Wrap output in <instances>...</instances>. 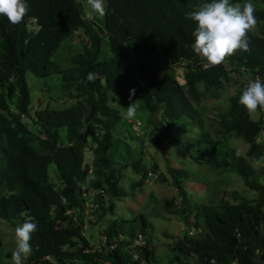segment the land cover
I'll return each mask as SVG.
<instances>
[{
	"label": "trees",
	"instance_id": "trees-1",
	"mask_svg": "<svg viewBox=\"0 0 264 264\" xmlns=\"http://www.w3.org/2000/svg\"><path fill=\"white\" fill-rule=\"evenodd\" d=\"M206 2L210 0H106L100 25L84 16L78 0H27L28 14L18 25L0 15V218L14 228L23 223L24 211L35 218L38 230L24 264L158 262L143 215L111 217L101 232L90 235L98 243L92 245L84 228L86 222L95 223L85 212L98 221L113 214L115 200L128 193L119 186L123 165L114 169L119 143L113 128L120 121L116 98L137 102L138 109L149 112L151 142L162 149L167 131L179 119L203 128L194 103L206 90L216 95L229 68L244 73L248 82L257 77L264 81V36L253 31L247 34L251 51L238 49L222 65L208 67L193 52L195 23L185 13ZM254 15L258 23L264 22V6ZM79 29L88 41L78 35L80 50L67 56L68 67L62 69L52 56L64 40L76 38ZM103 37L109 43L107 58H99ZM129 48L165 56L172 64L182 62L181 78L160 76L146 62L138 65L136 74L128 62ZM28 71L38 77L60 74L62 87L75 93V103L31 113ZM88 73L95 74L93 81H88ZM246 84L228 97L225 110L217 115V133L235 132L249 145L246 156L202 131L192 158L235 172L256 197L193 203L183 181L187 172L168 167L179 201L168 200L164 208L186 227L171 245L175 254L169 264H264V184L252 165L254 157L264 155V113L253 119L240 105ZM50 164L55 165L52 171ZM146 173L131 185V192L142 186ZM155 179L167 180L160 172ZM192 213L201 217L200 223L189 224Z\"/></svg>",
	"mask_w": 264,
	"mask_h": 264
},
{
	"label": "rangeland",
	"instance_id": "rangeland-1",
	"mask_svg": "<svg viewBox=\"0 0 264 264\" xmlns=\"http://www.w3.org/2000/svg\"><path fill=\"white\" fill-rule=\"evenodd\" d=\"M82 4V11L87 17L90 6L87 0H78ZM256 8L264 6V0H251ZM237 4V3H236ZM103 17H97L92 20L94 24L100 25ZM94 28L97 29V27ZM253 32L264 36V22L257 23ZM84 30L79 29L76 38L72 41L64 40L60 47L54 52L52 59L60 68L68 67L67 56L80 50V38L83 35V41L88 39L83 34ZM102 35V34H100ZM78 37V38H77ZM101 52L99 58H107L110 55L108 38H102ZM133 41L129 46L133 45ZM129 65L137 74L139 64L146 62L162 76L165 73H171L177 78H181L183 63L172 64L165 56H156L145 51L135 52L132 48L128 51ZM25 79L30 97V112L36 109L53 108L62 109L75 103V93L70 89L63 88L60 81V74H51L46 77L35 76L31 72H26ZM248 82L246 75L229 68L227 77L223 78V85L216 95L205 91L204 96L197 103H194L198 111L203 116V128L190 124L188 119L181 118L177 124L171 127L167 133V139L163 142L162 149L153 146L151 138L154 132L153 125L148 121L149 112L145 109H138L136 115L128 118L126 115L129 103L116 98L114 106L120 114L119 123L113 128V135L119 143L115 152L117 153L114 166L122 168L118 173L119 186L126 190V196L115 200V210L113 214L106 215L98 221H94L95 216H90L89 210L85 215L89 221L84 228L85 235L89 238L92 245H98L90 235L101 232L110 218L132 219L138 215H143L152 247L157 259L156 264H169V259L175 254L171 250L173 241L183 233L186 228L184 223L175 216L168 214L164 208V203L173 200L178 203V194L171 183L168 173V167L182 169L188 176L183 180L185 189L194 203H206L208 201L217 202L226 200L237 202L241 197L253 199L256 192L248 189L240 176L233 171L213 169L205 163L195 161L192 156L197 153L195 139L203 131L209 138L222 141L223 144L231 146L246 156L248 143H246L235 132L220 135L217 133L218 113L225 110L228 97L240 90ZM199 90L204 91L203 86L199 85ZM256 119L254 115H250ZM258 140H263V135L258 136ZM91 157L90 152H86V159ZM264 157V155L260 156ZM136 165V168L132 164ZM255 168L257 179L264 184V161L259 166L252 163ZM154 168L152 170V168ZM55 165L50 164L49 170H54ZM157 169V171H156ZM148 173L145 182L141 187L131 192V185L138 181L144 174ZM164 174L167 179L164 182L156 181L158 173ZM53 179V177H52ZM56 180V179H55ZM54 180V181H55ZM132 193V194H131ZM201 217L192 213L189 217V224L200 223ZM190 231L194 228L188 227ZM15 228L6 220L0 218V264H12L11 255L15 250ZM177 264V263H173Z\"/></svg>",
	"mask_w": 264,
	"mask_h": 264
},
{
	"label": "clouds",
	"instance_id": "clouds-1",
	"mask_svg": "<svg viewBox=\"0 0 264 264\" xmlns=\"http://www.w3.org/2000/svg\"><path fill=\"white\" fill-rule=\"evenodd\" d=\"M87 4L90 6L86 17L89 21L106 15V0H87ZM28 11L27 0H0V15L13 25L23 23ZM255 11L256 7L251 0L243 4H233L231 0H210L186 12L185 18L195 23V39L191 45L193 52L206 62V66L212 67L222 65L238 49L251 51L247 34L257 26ZM87 79L93 81L95 74L88 73ZM239 103L259 120L261 113H264V81L259 77L250 80L242 90ZM137 108L134 103H129L127 117H134ZM261 161H264V157L253 158L257 166ZM21 215L24 217L23 223L14 230L16 241L11 255L12 264H24L31 255V237L38 230L35 218L28 211Z\"/></svg>",
	"mask_w": 264,
	"mask_h": 264
},
{
	"label": "built area",
	"instance_id": "built-area-1",
	"mask_svg": "<svg viewBox=\"0 0 264 264\" xmlns=\"http://www.w3.org/2000/svg\"><path fill=\"white\" fill-rule=\"evenodd\" d=\"M78 40V39H77Z\"/></svg>",
	"mask_w": 264,
	"mask_h": 264
}]
</instances>
